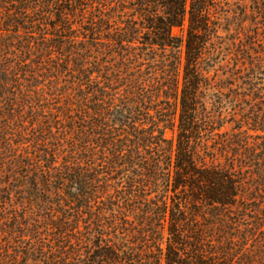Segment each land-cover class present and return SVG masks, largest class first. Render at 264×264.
Here are the masks:
<instances>
[{
    "label": "trees",
    "instance_id": "obj_1",
    "mask_svg": "<svg viewBox=\"0 0 264 264\" xmlns=\"http://www.w3.org/2000/svg\"><path fill=\"white\" fill-rule=\"evenodd\" d=\"M220 5L0 0V264H264V85L213 79Z\"/></svg>",
    "mask_w": 264,
    "mask_h": 264
},
{
    "label": "rangeland",
    "instance_id": "obj_2",
    "mask_svg": "<svg viewBox=\"0 0 264 264\" xmlns=\"http://www.w3.org/2000/svg\"><path fill=\"white\" fill-rule=\"evenodd\" d=\"M220 1L217 52L210 61V73L215 81L226 82L232 80L228 75L234 68L259 88L264 85V18H260L264 16V0Z\"/></svg>",
    "mask_w": 264,
    "mask_h": 264
}]
</instances>
